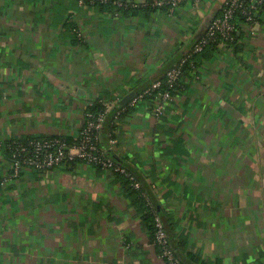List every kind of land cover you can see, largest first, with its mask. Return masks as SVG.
Instances as JSON below:
<instances>
[{"label":"crops","instance_id":"obj_1","mask_svg":"<svg viewBox=\"0 0 264 264\" xmlns=\"http://www.w3.org/2000/svg\"><path fill=\"white\" fill-rule=\"evenodd\" d=\"M125 1L0 0V264H167L117 173L76 162L11 176L9 142L75 141L96 102L129 110L100 149L138 182L181 264H264V11L236 24L230 49L184 65L155 114L130 104L226 0Z\"/></svg>","mask_w":264,"mask_h":264},{"label":"built area","instance_id":"obj_2","mask_svg":"<svg viewBox=\"0 0 264 264\" xmlns=\"http://www.w3.org/2000/svg\"><path fill=\"white\" fill-rule=\"evenodd\" d=\"M183 1L185 0H150L143 5L168 6L170 10H173ZM108 2L124 9L133 5L125 0H78L80 5ZM258 11H264V0H226L221 14L209 23L204 35L194 44L191 55L183 58L179 64L170 69L162 81L154 83L149 89L137 94L130 106L134 107L142 101H146L148 109L155 114H161L173 100V92L182 77V68L191 61V56L202 53L204 48L212 43H218L219 48L230 49L228 44L233 41L238 14L244 17L245 23L250 24L254 20V14ZM190 63L192 64V62ZM101 104L103 110L95 114H85V124L79 131L77 139L71 143H67L65 139L60 137L28 138L9 142L11 176H18L24 170L47 172L62 168L69 163L81 162L121 174L129 179L133 188L137 189L139 187L138 182L123 168L108 160L100 149L99 132L107 113L112 109L111 105L106 102H101ZM124 111L125 109L116 111L114 118H118ZM114 142L110 139V144ZM5 181L6 179L0 177V185H4ZM153 234L154 245L157 247L159 258L167 264H181L169 243V237L157 214H153Z\"/></svg>","mask_w":264,"mask_h":264},{"label":"trees","instance_id":"obj_3","mask_svg":"<svg viewBox=\"0 0 264 264\" xmlns=\"http://www.w3.org/2000/svg\"><path fill=\"white\" fill-rule=\"evenodd\" d=\"M250 4L253 5V3H250ZM236 19H237V22H239V23H245L244 17L241 14H238ZM236 39L237 38H236V35L234 33L233 41L228 44L229 48H231L234 45ZM218 48H219L218 43H212V44L208 45L203 50V53H202L203 57L204 58H209L210 57V53L214 54L215 52H218L217 51ZM190 60L192 61L191 66H193V64L196 65L195 55L191 56ZM187 64L188 63L185 64V67L183 66L184 67L183 70H186V69L189 68V66H186ZM120 109H122V107H119V106L115 105V107L113 109H111V111H109V113H107V115H106V117L104 119L102 128L106 124L107 130H108V133H109L108 134V138H112L113 139L115 137V135H116L115 133H116V131H117L118 127H119V124H120V122H121V120H122V118L124 116V113L129 111V110L124 111L123 113H121V115L118 118H114V115H115L116 111H118ZM101 110H103V106H102L101 102H99V103L96 102V103H94L93 105H91L88 108L87 113H94L95 114V113H97V112H99ZM65 141L67 143H71L72 142V141L67 140V139ZM115 175L118 176V178L121 180V184L123 186V189H124L125 192L128 193V195L131 198L133 204H135L138 208H140L142 210V212L144 213L143 217H144V220L146 221V223L149 225V228L153 229V213L149 211L147 206H145L143 204L142 200L139 198V196H138L139 191L132 188L131 182L129 181L128 178L124 177L121 174H115ZM154 209H155V207H154ZM164 229H165V227H164ZM169 241H170V237H169Z\"/></svg>","mask_w":264,"mask_h":264}]
</instances>
